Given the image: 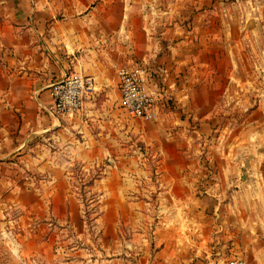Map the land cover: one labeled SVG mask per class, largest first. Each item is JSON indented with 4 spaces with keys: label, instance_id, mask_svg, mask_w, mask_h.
I'll return each mask as SVG.
<instances>
[{
    "label": "crops",
    "instance_id": "obj_1",
    "mask_svg": "<svg viewBox=\"0 0 264 264\" xmlns=\"http://www.w3.org/2000/svg\"><path fill=\"white\" fill-rule=\"evenodd\" d=\"M163 1L0 0V227L10 223L8 211L44 204L81 214L73 171L90 175L107 163L88 187L101 197L102 224L134 225L156 188L160 221L133 264H214L226 257L232 239L226 204L197 197L183 182L190 156L184 149L193 138L187 118L225 73L216 75L213 67L208 26L183 24L198 0L191 7ZM133 62L146 69L155 98L154 117L145 123L120 107L117 73ZM73 73L95 82L83 113L49 115L51 86ZM139 152L146 155L142 163ZM153 173L168 183L146 185ZM246 210L238 222L244 229L233 239L238 250L230 257L264 264V212L254 220Z\"/></svg>",
    "mask_w": 264,
    "mask_h": 264
},
{
    "label": "rangeland",
    "instance_id": "obj_2",
    "mask_svg": "<svg viewBox=\"0 0 264 264\" xmlns=\"http://www.w3.org/2000/svg\"><path fill=\"white\" fill-rule=\"evenodd\" d=\"M167 2L164 0L163 4L167 6ZM182 3L191 7L192 0ZM184 16V25L199 22L208 26L213 67L216 75L224 71L225 79L215 78L213 92L203 97V104L194 113L197 116L186 115L193 138L184 149L190 156L184 166L183 182L193 185L195 191L191 193L197 197H219L226 204L224 211L229 217L232 239L224 248V256L230 257L238 250L233 239L240 228L244 229L238 222L245 210L254 220L264 212V0H198ZM134 64L139 65L133 62L119 69ZM226 73L230 74L229 79ZM138 147L134 146V150L139 151ZM136 155H140L138 162H144L145 154ZM106 165H100L90 175L73 171L72 194L81 211L77 216L70 214L68 208H52L51 204L32 211H8L6 221L10 223L0 227V264L136 262L144 243L153 241L160 221L158 208L153 204L156 188L147 196L152 205L138 209L140 220L112 229L100 220L104 209L100 207L99 193L88 190L104 173ZM146 165L155 166L148 160ZM158 178L153 173L146 185L160 187L168 183V178ZM62 201L60 194L56 202ZM249 224L248 227H254L251 221ZM111 235L118 239L110 240Z\"/></svg>",
    "mask_w": 264,
    "mask_h": 264
},
{
    "label": "built area",
    "instance_id": "obj_3",
    "mask_svg": "<svg viewBox=\"0 0 264 264\" xmlns=\"http://www.w3.org/2000/svg\"><path fill=\"white\" fill-rule=\"evenodd\" d=\"M146 69L130 65L118 70L120 107L125 114L136 120L150 121L154 117V94L149 90ZM95 91L92 77L70 74L50 88L51 104L47 113L54 117H77L83 113L85 98ZM214 264H246L238 257H218Z\"/></svg>",
    "mask_w": 264,
    "mask_h": 264
}]
</instances>
